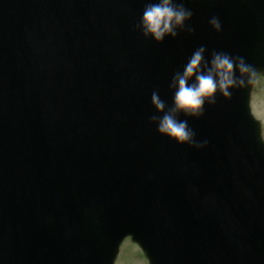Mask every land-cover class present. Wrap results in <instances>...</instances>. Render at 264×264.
<instances>
[{
  "label": "water",
  "instance_id": "95a60500",
  "mask_svg": "<svg viewBox=\"0 0 264 264\" xmlns=\"http://www.w3.org/2000/svg\"><path fill=\"white\" fill-rule=\"evenodd\" d=\"M153 2L0 0V264H114L128 235L150 264H264V0H173L191 16L162 41ZM201 48L234 83L193 116L173 78ZM153 93L191 142L157 130Z\"/></svg>",
  "mask_w": 264,
  "mask_h": 264
},
{
  "label": "clouds",
  "instance_id": "9594fccd",
  "mask_svg": "<svg viewBox=\"0 0 264 264\" xmlns=\"http://www.w3.org/2000/svg\"><path fill=\"white\" fill-rule=\"evenodd\" d=\"M190 16V10L175 5L173 0H155L145 7L140 26L145 35L162 41L166 35L175 36L177 26L183 25ZM212 23L219 28L218 20L214 18ZM203 51V48L195 51L184 71L177 73L173 78V86L176 88L175 109L184 110L193 116L202 114L206 98L210 103H214V95L218 88L228 96V88L234 83L233 60L227 54L217 53L211 61V66L203 70L201 68ZM239 70L241 72L248 70L242 60ZM193 77H195L194 81L190 82ZM153 101L157 109L163 111L162 116L152 117L158 120L157 130L179 143L191 142L194 132L187 121L177 119L173 111H164V102L156 93H153Z\"/></svg>",
  "mask_w": 264,
  "mask_h": 264
},
{
  "label": "rangeland",
  "instance_id": "374dc122",
  "mask_svg": "<svg viewBox=\"0 0 264 264\" xmlns=\"http://www.w3.org/2000/svg\"><path fill=\"white\" fill-rule=\"evenodd\" d=\"M252 107L254 115L261 119L264 124V79L262 78L256 84ZM117 264H148V261L139 247L127 238L121 245Z\"/></svg>",
  "mask_w": 264,
  "mask_h": 264
}]
</instances>
